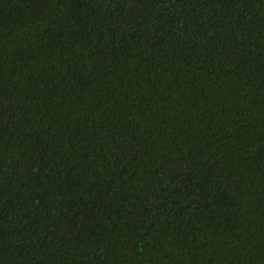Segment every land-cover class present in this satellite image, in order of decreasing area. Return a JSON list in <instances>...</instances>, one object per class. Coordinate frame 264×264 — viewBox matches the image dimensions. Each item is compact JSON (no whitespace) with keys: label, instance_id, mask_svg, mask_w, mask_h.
Listing matches in <instances>:
<instances>
[{"label":"trees","instance_id":"16d2710c","mask_svg":"<svg viewBox=\"0 0 264 264\" xmlns=\"http://www.w3.org/2000/svg\"><path fill=\"white\" fill-rule=\"evenodd\" d=\"M0 264H264V0H0Z\"/></svg>","mask_w":264,"mask_h":264}]
</instances>
